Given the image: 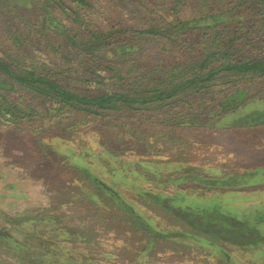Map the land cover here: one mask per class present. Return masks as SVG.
Instances as JSON below:
<instances>
[{"label":"trees","instance_id":"1","mask_svg":"<svg viewBox=\"0 0 264 264\" xmlns=\"http://www.w3.org/2000/svg\"><path fill=\"white\" fill-rule=\"evenodd\" d=\"M111 1L121 19L104 27L93 0H0V127L24 125L30 130L36 148L47 149L41 157L44 174L64 185L71 195L76 191L68 201L84 195L96 207V217L106 218L109 206L100 201L111 197V203L122 210L123 224L125 221L144 236L146 244L140 250L131 248L136 255L143 252L147 256L140 264H159L163 252L152 259V250L185 238L189 245L203 234L191 236L180 230V225L167 227L148 211L146 218L159 229L156 231L114 193L135 196L132 202L152 195L149 199L166 216L170 213L175 221L189 226L170 202L179 196L176 186L186 192L181 185L192 180L201 193L232 188L221 179L226 174L219 177L214 166L206 163L201 167L190 153L184 155L183 151H191L193 145L196 149L201 140L185 138L181 131L204 133L208 141L222 136L224 147L214 141L212 147L226 149L229 155L234 153L230 145L247 149L264 140L257 138V132L264 133V111L239 113L252 100L264 101V0ZM153 1L161 2L165 14L151 6ZM191 6L195 12L185 15ZM224 117L233 123L216 124ZM103 121L99 126L116 127L119 139L111 142L103 139L102 130H90L96 126L93 123ZM120 121L124 124L117 126ZM144 126L151 128L150 135ZM67 144L76 155L84 148L95 153L108 169L102 164V173L94 175L97 180L91 183L86 166L80 169L70 163ZM258 151L256 155L262 156L264 152ZM113 157L128 160L137 175H147L146 167L159 170L163 166L160 173L153 174L158 177L149 187L162 193L155 195L146 189L137 195L134 189L121 185L109 169ZM74 179H83V191L71 187L76 186ZM59 211L49 210L46 216L52 217L44 220L34 214L31 224L43 233L37 239L51 238L52 245V241L67 245L66 256L47 254L44 258L66 264L73 253V239L85 244L88 238L76 228L65 233L36 227L40 222L63 227L53 218ZM198 215L200 224L210 222L208 212ZM202 227L198 232H205ZM215 229L204 235L208 240L224 241L226 234ZM86 256L82 254L73 264H100ZM189 259L184 253L182 262Z\"/></svg>","mask_w":264,"mask_h":264},{"label":"rangeland","instance_id":"2","mask_svg":"<svg viewBox=\"0 0 264 264\" xmlns=\"http://www.w3.org/2000/svg\"><path fill=\"white\" fill-rule=\"evenodd\" d=\"M93 1L97 5L99 16L103 18L100 19V23L104 27H108L120 21V13L114 10L113 1ZM126 1L128 0H118L120 4H124ZM151 6L164 13L161 2L153 1ZM132 10L136 11L135 8ZM194 12L195 10L191 6L186 9L185 15L189 16ZM129 15L133 19L134 15L131 13ZM167 19L169 20L170 18L168 17ZM259 110L264 111V101L255 99L246 104L239 113ZM102 123H104V121L93 123L92 125L96 124V126L90 130L98 132L102 130L103 139L107 138L111 142L120 138L116 127H110L108 124L99 126V124ZM217 123L227 125L233 122L226 121V117H224L220 121H216V124ZM123 124L124 123L120 121L117 126ZM144 127L148 129L146 134L150 135L151 128L147 126ZM238 132L243 133L245 131L238 130ZM181 133L184 137L186 136L185 138L190 136L193 139L196 136L201 140L199 146L196 145V149L193 145L191 151L187 150V152L183 151V153L184 155L190 153L196 160V164L204 168L205 163L200 161L202 156L205 154L209 155L213 149H218L212 147V145H214L212 141L224 147L225 142L222 136L208 141L207 138H205V134L201 132H199L198 135L190 130H184L181 131ZM257 133V138L264 139V133L262 131ZM229 143L232 142L229 141ZM242 145L244 144L242 143ZM66 147V154L68 153L69 157L73 160L70 161V163L73 165V162H75L76 166L80 169L86 166L85 168L92 178V181H89L93 183L94 180H97L94 175L102 173L100 167L104 163V159L100 158L97 160L95 153L88 151L86 148L79 152V155H76L71 144H67ZM229 149L234 153L229 155V151L226 149L221 150V155H212L211 161L210 163L208 162V164L209 166H218L221 163H228L230 167L220 168L216 173H218L219 176L225 173L226 176L221 178L223 179L222 181L227 185H231V187H235L234 189L226 191L216 190L208 194H203V192L201 193L200 187L195 185L192 180L181 185V187L186 189V192L180 191V188L176 186L179 196L171 198L170 202L172 207L176 210V214L180 216V219H185L184 222H187L189 226H185L183 221L180 223L177 222L178 220L175 221L170 213H167L166 216L161 207L155 205V203L149 199V196L152 195L146 194L147 197L132 202L135 196L133 197L127 194V197L122 190V194H118L117 192L114 193V196L120 197V202H123L127 208L134 209L135 215L141 218L142 223L144 220L145 223L156 231H159V229L154 227L146 218V213L148 211L155 214L160 219L161 223H166L165 225L167 227L180 225V230H188L191 236L194 234L195 236H200L201 232H198V230H200L199 228L202 226L204 229L206 227L209 232L210 230L215 232L217 231L215 228H218L227 236L224 240L226 244L219 247L214 244V237H211L210 241L204 238L205 236L199 239L190 238L196 241L195 244L200 245V248L191 244L188 245L189 239L186 238L185 240H179L182 244L166 243L164 247H159L150 252L152 259L154 254H157L160 250L163 252L159 264H193L194 262H198V264L209 262L214 264H252L254 263L253 261L261 263V259L264 258V184L260 183H264V165L256 167L258 161L254 162L253 160L246 161V163L243 162L248 153L252 156L255 155V157H259L256 155L255 150L259 149L258 152L264 151V140L257 146H252V148L237 149L230 145ZM46 151V148H36L34 136L31 134L30 130L24 128V125L18 127H0V256H3V258H0L3 259L0 260V264H17V262L21 264V262L25 263L23 261L27 260V258L30 264H57L59 262L58 259H55V262L52 260L50 263L49 259L44 258L47 254L56 257H60L61 255L66 256L68 253L67 245H57L58 243L55 241H52L54 242V245H52L51 235L48 233L44 235L50 239H45L47 243H43L45 241L37 239L43 236V233L40 231L32 232L33 226L35 228V225L31 224L34 214H39L38 219L44 220V218L52 217L51 215L46 216L47 212L51 209L61 210L57 212L56 214L58 215L53 218L56 223H60L63 227L58 224L48 226L42 222L38 223L36 227L42 228L44 226L47 227V230L56 229L62 230L65 233L70 231L71 228H76L77 231L88 238L85 242L89 244H83L81 241L73 239V253H70V258L66 260V264H73L82 254H86L88 258L102 260L108 256L102 254V252H109L120 256L124 261H127V258H129V261L133 260L131 264L146 262L147 256L145 258L144 254H142L143 252H139V254L136 255V253L131 250V248L135 247L140 250L141 246L146 244L144 240L142 241L144 236L140 230H138L136 234V229L126 226L125 221V224H123L124 219L121 217L123 215L121 213V208H119L115 202L114 204L111 203V197L107 194L110 198L105 197L100 203H103L104 206H109L108 214H106V218H98L95 212L96 207L90 202L88 197L78 195L77 198H72L68 201V197L76 196V191L74 190V192H71V195L69 189L62 184H58V182H54L56 180L44 174L41 169V165L43 164L41 157L44 156ZM181 155L183 154L181 153ZM224 160H227V162ZM88 161H91V165H87ZM108 163L110 164L109 169L114 170V175L116 179L119 180V183L134 189L137 195H141L140 193L145 192L144 190L146 189L151 190L149 187L152 185V180H157L156 177H158L156 175L153 176V174H158L163 169V166H160L159 170H151L146 167L147 175L144 173L137 175L136 169L130 166L131 163L128 162V160L121 161L113 157ZM11 164H14V166L10 167ZM239 164H243V169L240 168L242 170L238 169L239 171H234V167ZM143 167L144 165L142 168ZM104 168L108 169L105 165ZM252 168H254V170L246 172V169ZM225 170L226 172H224ZM238 172L241 173L239 174ZM76 180V182L75 179L73 180L76 186L71 187L83 191V185L81 183L83 179ZM58 181L62 182L61 179ZM101 182L103 181L101 180ZM104 185H107V187L111 189L110 184L105 183ZM256 185L263 186V188H258ZM168 189L171 190V188ZM158 190L160 191V189ZM151 191L155 195H160L162 193L156 190ZM96 194L99 196L100 191ZM64 202H68L69 204L61 208L60 206H62ZM95 204H97L96 200ZM205 210L209 213L207 218L210 222L207 220L204 224H200L198 212ZM201 218H203V216ZM35 235H37V237H35ZM127 240H130V242ZM230 240L237 242L238 245L229 243ZM90 241H95V243H91ZM99 244L102 245L101 248ZM230 244L236 248H232L229 246ZM26 246L29 248H25ZM203 246L208 249H204ZM209 246L212 248H209ZM249 248L250 250L252 249V251H249ZM15 253L19 255L14 256V258L12 254ZM184 253H187L190 257L186 262H182ZM20 255H22L23 258ZM113 257L119 259L116 256ZM162 257H164V259H162ZM240 257L247 258L243 259ZM253 258H255V260ZM214 259H217V261H213ZM82 260L86 261L85 258ZM2 261H5V263ZM91 263L92 261L89 264ZM110 264H124V262L120 263L114 261Z\"/></svg>","mask_w":264,"mask_h":264},{"label":"crops","instance_id":"3","mask_svg":"<svg viewBox=\"0 0 264 264\" xmlns=\"http://www.w3.org/2000/svg\"><path fill=\"white\" fill-rule=\"evenodd\" d=\"M221 150L220 149H213L212 150V152L209 154V155H204V156H202V161L206 164L207 163V165L209 166V164H208V162L210 163V159L212 158V155H218V156H220L221 155ZM264 152V151H263ZM246 158H245V160H244V162L243 163H246V161H251V160H253L254 162L256 161H258V165L256 166V167H259V166H262V165H264V153H263V155L262 156H259V157H255V155H251V154H249L248 153V155L247 156H245ZM214 158V157H213ZM238 161V160H237ZM242 165L243 164H239V165H236L234 168H235V170L234 171H239V170H242L243 168H242ZM210 166H214V169H220L219 167H221V168H227V167H230L229 166V164L228 163H221L220 165H218V166H215V165H210ZM209 166V167H210ZM240 168H242V169H240ZM255 168V167H254ZM254 168H252V169H246V172H249L250 170H254ZM239 169V170H238ZM224 172H226V170L224 171ZM239 174L241 173V172H238ZM223 174H225V173H223ZM253 174V173H252ZM219 176V175H218ZM220 177V176H219ZM201 178L204 180V178H205V176H201ZM205 181V180H204ZM260 184H264V183H260ZM257 186V185H256ZM264 186V185H263ZM263 186H257L258 188H263ZM235 187H232V188H230V189H221V190H217V191H226V190H232V189H234ZM201 189V188H200ZM197 190V189H196ZM197 191H200V190H197ZM216 191V190H215ZM211 192H214V191H210V192H207V193H203V194H208V193H211ZM205 212H207L206 210H205ZM33 230H32V232H34L35 231V229H34V226H33V228H32ZM54 230V229H53ZM216 230V229H215ZM222 230V229H221ZM204 231L205 232H209V230L205 227V229H204ZM223 231V230H222ZM187 232H189L188 230H187ZM196 232V231H195ZM194 232V233H195ZM204 232V233H205ZM210 232H212V230H210ZM221 232V231H220ZM204 233H202L201 232V234H203V236H205L204 238H207V239H209L208 238V235H204ZM219 234V236L221 237V234L220 233H218ZM94 243H95V241H93ZM58 243V242H57ZM229 243H231V244H235V245H238V243L237 242H235V241H229ZM59 244V243H58ZM87 244H89L88 242H87ZM191 245H193V246H196V244H195V242H192V243H190ZM214 244L216 245V246H222V245H224V244H226L224 241H222V240H220V239H215L214 240ZM229 245V246H231L232 248H236V247H233L232 245ZM100 245V244H99ZM234 245V246H235ZM101 246L102 245H100V248H101ZM215 246V247H216ZM56 247V246H55ZM168 247V246H167ZM198 247L200 248L201 246L200 245H198ZM25 248H29L28 246H26ZM203 248L204 249H208L207 247H204L203 246ZM209 248H212L211 246H209ZM249 251H252V249L250 250V248L248 249ZM10 253V252H9ZM19 254H17V253H15V254H12V256L14 257V256H18ZM21 257H22V255H20ZM119 259H117V258H115V257H105L104 259H102V260H97V261H99V263L100 264H110L111 262H114V261H117V262H124V264H131L132 263V261H129L130 259L129 258H127L128 260L127 261H124L120 256H117ZM0 258H3V256H0ZM15 258V257H14ZM23 258V257H22ZM240 258H243V259H245V258H247V257H240ZM95 259V258H94ZM254 260H255V258H253ZM0 260H3V259H0ZM150 260V259H149ZM235 260H237V259H235ZM104 261H107V262H104ZM213 261H217V259H214ZM247 261V260H246ZM2 262H4L5 263V261H2ZM23 262H25V263H22L21 262V264H30V262H29V260H28V258H27V260H24ZM110 262V263H109ZM220 262V261H219ZM254 263H252V264H264V258H262L261 259V263H257V261H253ZM17 264H20L19 262H17ZM193 264H198V262H194ZM203 264H214V263H212V262H209V263H203ZM236 264V263H235Z\"/></svg>","mask_w":264,"mask_h":264}]
</instances>
